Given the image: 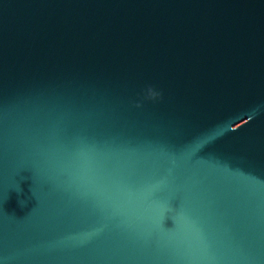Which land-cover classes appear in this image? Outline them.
I'll use <instances>...</instances> for the list:
<instances>
[{"label":"water","instance_id":"95a60500","mask_svg":"<svg viewBox=\"0 0 264 264\" xmlns=\"http://www.w3.org/2000/svg\"><path fill=\"white\" fill-rule=\"evenodd\" d=\"M0 264H264V0H0Z\"/></svg>","mask_w":264,"mask_h":264},{"label":"clouds","instance_id":"9594fccd","mask_svg":"<svg viewBox=\"0 0 264 264\" xmlns=\"http://www.w3.org/2000/svg\"><path fill=\"white\" fill-rule=\"evenodd\" d=\"M23 203V202H22Z\"/></svg>","mask_w":264,"mask_h":264}]
</instances>
